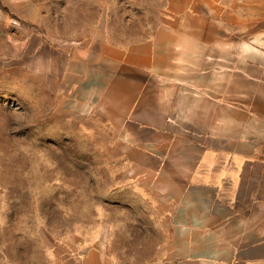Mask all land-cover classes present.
<instances>
[{"label":"crops","instance_id":"obj_1","mask_svg":"<svg viewBox=\"0 0 264 264\" xmlns=\"http://www.w3.org/2000/svg\"><path fill=\"white\" fill-rule=\"evenodd\" d=\"M149 4L141 38L110 29L79 50L88 82L160 197L178 264H264V0Z\"/></svg>","mask_w":264,"mask_h":264},{"label":"rangeland","instance_id":"obj_2","mask_svg":"<svg viewBox=\"0 0 264 264\" xmlns=\"http://www.w3.org/2000/svg\"><path fill=\"white\" fill-rule=\"evenodd\" d=\"M150 1L0 0V264L181 262L77 57L110 29L141 38Z\"/></svg>","mask_w":264,"mask_h":264}]
</instances>
